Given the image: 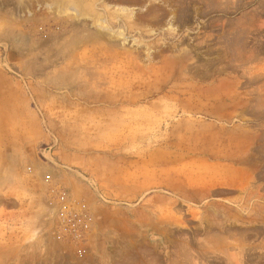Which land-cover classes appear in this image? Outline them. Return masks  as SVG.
Returning a JSON list of instances; mask_svg holds the SVG:
<instances>
[{"label":"rangeland","instance_id":"obj_1","mask_svg":"<svg viewBox=\"0 0 264 264\" xmlns=\"http://www.w3.org/2000/svg\"><path fill=\"white\" fill-rule=\"evenodd\" d=\"M7 215L56 264H264V0H0Z\"/></svg>","mask_w":264,"mask_h":264},{"label":"crops","instance_id":"obj_2","mask_svg":"<svg viewBox=\"0 0 264 264\" xmlns=\"http://www.w3.org/2000/svg\"><path fill=\"white\" fill-rule=\"evenodd\" d=\"M10 217V215H7L6 218H4V221L1 222L2 225L5 226L4 229H2L0 231V242L5 241L6 243V247L7 246H14V248H25L24 249V254H22L20 258L16 259L17 263H21V264H35V260H39L38 263L42 264L44 262V260H46L47 258H50L54 264L55 263V257H50L53 256L52 253L56 252L57 247H59V245L57 243H55L56 245L53 247V250H50L48 247L45 249L46 251H44V253H41L40 251L39 253V257L36 258L37 255L33 256V252L35 251H31L30 250V246H32V244L29 242H26L25 239L28 236V234L30 233V230H26L24 227V222H22L21 220H12V219H8ZM14 244V245H12ZM3 245V244H0ZM50 254V256H49ZM67 258V257H66Z\"/></svg>","mask_w":264,"mask_h":264}]
</instances>
